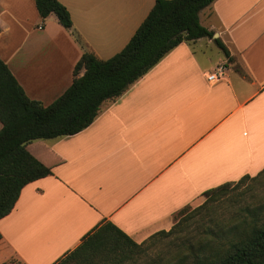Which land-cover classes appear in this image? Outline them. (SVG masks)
I'll return each instance as SVG.
<instances>
[{
  "label": "crops",
  "instance_id": "crops-1",
  "mask_svg": "<svg viewBox=\"0 0 264 264\" xmlns=\"http://www.w3.org/2000/svg\"><path fill=\"white\" fill-rule=\"evenodd\" d=\"M57 1L70 29L53 14L41 21L34 0H0V59L43 106L70 86L82 54L120 52L154 4ZM198 19L213 33L205 47L183 42L85 130L28 145L51 175L24 186L0 220V264H58L106 222L141 244L206 190L264 169V0H215ZM216 39L228 56L209 47ZM223 63L224 77L207 81Z\"/></svg>",
  "mask_w": 264,
  "mask_h": 264
},
{
  "label": "trees",
  "instance_id": "trees-1",
  "mask_svg": "<svg viewBox=\"0 0 264 264\" xmlns=\"http://www.w3.org/2000/svg\"><path fill=\"white\" fill-rule=\"evenodd\" d=\"M214 1L154 0L125 47L107 60L82 54L70 86L48 106L30 100L0 59V220L12 211L24 186L51 175V168L28 145L80 133L96 119L104 102L121 96L174 48L211 39L213 33L200 25L198 15ZM34 4L41 21L53 14L64 29L72 27L69 12L59 1L34 0ZM215 44L228 56L219 40ZM263 173L264 169L255 177L245 175L206 190L202 205L181 209L168 231H159L141 244L111 223H102L58 264H264V197L227 221L213 217L212 211L230 187L257 180ZM157 237L170 238L173 252L141 263L143 246Z\"/></svg>",
  "mask_w": 264,
  "mask_h": 264
},
{
  "label": "rangeland",
  "instance_id": "rangeland-1",
  "mask_svg": "<svg viewBox=\"0 0 264 264\" xmlns=\"http://www.w3.org/2000/svg\"><path fill=\"white\" fill-rule=\"evenodd\" d=\"M200 39L202 41L199 40V45H201V47H205V44L207 43L206 38ZM214 44H211V46L209 47H214L212 48V51L214 53H217V45L215 44L214 46ZM263 197L264 173L260 175L257 180L248 179L236 188L230 187L227 196L222 197L218 202H216L217 204L213 206V217L217 218L220 221H227L230 217L238 213V210L244 208L247 205L257 204L256 202ZM205 200L206 197L202 196L196 203L189 206V209L191 210L202 205ZM193 235L194 234H191L190 236ZM169 239L170 238L164 239L162 237H157L153 241L146 242L142 248V250L144 249V252H142L143 254H141L143 257L141 256V258L139 259L141 263L150 257H154L156 254H171L173 252V247L169 245ZM142 258H144V260ZM7 264H14V261H10V263Z\"/></svg>",
  "mask_w": 264,
  "mask_h": 264
},
{
  "label": "built area",
  "instance_id": "built-area-1",
  "mask_svg": "<svg viewBox=\"0 0 264 264\" xmlns=\"http://www.w3.org/2000/svg\"><path fill=\"white\" fill-rule=\"evenodd\" d=\"M226 70L227 67L224 63L217 65L212 73L207 74V81L214 83L220 81L224 77Z\"/></svg>",
  "mask_w": 264,
  "mask_h": 264
}]
</instances>
